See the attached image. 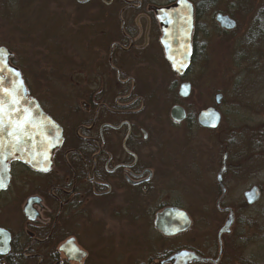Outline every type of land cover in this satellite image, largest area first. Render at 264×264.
<instances>
[{
  "label": "flooded vegetation",
  "instance_id": "af4514ba",
  "mask_svg": "<svg viewBox=\"0 0 264 264\" xmlns=\"http://www.w3.org/2000/svg\"><path fill=\"white\" fill-rule=\"evenodd\" d=\"M33 1L40 28L57 34V55L66 57V47L82 65L46 106L32 95L13 53L9 58L23 85L20 108L33 110L29 104L36 102L55 126L44 131L37 124L30 133L25 125L22 146L0 153V264H264V220L256 236L237 230L229 198L236 173L264 171V153H242L240 163L228 145L219 156H205L197 136L215 138L223 121L226 102L214 74L204 104L199 91L201 62L217 48L225 44L238 72L257 73L242 92L264 90V0H253L256 7L248 0L243 10L238 0V13L257 14L252 46L245 43L250 33L234 36L239 21L216 11L218 0ZM218 15L235 27H221ZM212 37L215 48H208ZM244 58L251 62L241 69ZM172 60L188 66L175 70ZM0 97L5 100L4 92ZM176 107L185 112L182 122L172 118ZM209 108L222 116L216 130L198 124ZM28 136L36 141L26 145ZM243 140L247 151L263 150L264 128H249ZM254 187L261 198L253 205L244 198V211L262 199V187L246 192ZM253 241L258 245L251 250Z\"/></svg>",
  "mask_w": 264,
  "mask_h": 264
},
{
  "label": "rangeland",
  "instance_id": "374dc122",
  "mask_svg": "<svg viewBox=\"0 0 264 264\" xmlns=\"http://www.w3.org/2000/svg\"><path fill=\"white\" fill-rule=\"evenodd\" d=\"M256 1L251 0L249 4L256 7ZM34 2L33 0H0V47L10 48L13 53V63L22 70L32 95L46 106H49L51 102L50 96L53 90L59 86L72 85L71 83L74 80L70 82L67 79L72 77L74 66L77 70V66L80 67L82 61H73L69 57L71 51L66 49V47H64L63 51L66 57L57 55L59 52L54 45L55 41L53 39V35L55 36L57 34L54 30L40 28V25L36 21V16L33 13ZM246 2L249 1L240 0L242 10ZM237 6H239L238 0H218L215 10L232 12L239 21V28L234 36L244 38L245 34L250 33L248 34L249 39L248 41L245 39V43L248 42L249 46L255 45L258 41L257 14L249 16L251 18L246 17L247 15L244 13L240 14L237 12ZM210 13L213 16L214 12L212 10ZM211 18L208 17L207 21L210 22ZM214 40L212 37L208 48L211 45L215 48L213 46ZM220 43L219 41L218 45ZM223 45L221 48H217L218 53L216 55H208V59L201 62V83L199 91L203 96L202 104H204V98L208 99L214 92L211 83V78L214 76L216 78L214 82L217 92L224 94V100L226 102L221 110L223 115L222 125L218 134L215 135V138L210 137L208 133L198 132L197 136L201 141V147L199 149L205 156H219L228 145H230L229 148L241 147L244 136L249 128L252 131L257 130V128H264V90L257 91L256 88H253V91L246 90L242 92L240 88L243 87L242 85H245L243 83L248 84L251 79L254 82L257 73L254 72V74H251L249 71H244V73L238 72L237 68H234L238 62H230L229 54L227 53L228 48L225 44ZM251 50L247 54L250 57H254V53H251ZM244 62H246V66L251 61L248 62L246 58L242 59L240 61L241 69ZM213 74L214 76H212ZM261 85H264V83ZM256 86L260 87V84ZM227 134L229 135L226 136ZM228 152L232 153L231 150H228ZM186 153L194 152L191 149L186 150ZM239 161L240 163L242 162L241 157H239ZM253 185L264 189V171L261 173H246L245 175L241 172L236 173L234 181L229 187V198L231 199L232 205L238 211L237 230H245L251 236H256L264 220L262 216V214L264 215V190L261 201L255 207L248 211H244L242 207L244 193ZM139 230L141 232L147 230L146 233L152 235V232L145 228V226ZM154 237L157 238L156 234ZM139 241H146V238H140ZM157 241L156 243L158 244ZM257 245L258 242L253 241L252 248L250 249H255ZM159 246L155 249H162ZM156 252L153 250V254H151L156 256L158 254ZM149 256L146 255V260Z\"/></svg>",
  "mask_w": 264,
  "mask_h": 264
},
{
  "label": "water",
  "instance_id": "95a60500",
  "mask_svg": "<svg viewBox=\"0 0 264 264\" xmlns=\"http://www.w3.org/2000/svg\"><path fill=\"white\" fill-rule=\"evenodd\" d=\"M216 20L221 25V27L225 29L230 30L235 27V22L229 19L228 17L218 15ZM11 55H12V52L8 48L0 47V81L4 82V87L0 88V93L4 92L5 94V106H4L5 118L4 120H5V125H6L5 129L2 132H0V145H2V148H0V153H4V152L12 153L13 150L15 149V145H17L18 147L22 146V144H20V141L22 139L23 134H21L20 141L18 143L14 141L11 136L8 135V131L10 130L15 131V129H13L12 127V124L17 121H22V120H25L26 118H30L31 123L26 124L27 127H29L28 131L30 133L34 131V128L35 126H37V124L43 127L46 126L45 128H43L44 131L50 125L52 127L55 126V124H53L51 120H49L42 113V111L40 110L36 102H33V103L31 102L29 104L30 106L35 105V107H33V110L31 107L22 110L19 104L12 105L10 103V98L7 95V93H15L17 95L18 92H21L22 95H24V90H23V85H22L20 74L18 70L11 67L8 62ZM171 62L175 70L176 69L179 70L180 68H186L188 66V60H185V62H181L179 60L177 61L172 60ZM3 74H5L6 76L5 80L2 79ZM221 98H222V95H218L216 97L217 106H220ZM172 118L177 122H182L185 119V112L181 108L176 107L172 111ZM221 119H222V116L218 109L209 108V109H205L201 111L198 117V124L204 129L216 130L221 123ZM32 141H36V137L33 136V139L31 140V136H28L25 141V144L26 145L32 144L31 143ZM8 145H13L14 147L11 148ZM225 171H226V163H224V166L220 171L219 181H221L222 175L225 173ZM1 182H2V172L0 169V183ZM244 198L247 204L253 205L260 200L261 191L257 187H254L253 189H251L250 191L244 194ZM233 223H234V215L232 214L231 217L228 219L226 226L223 228V230L225 231L230 230L231 227L233 226Z\"/></svg>",
  "mask_w": 264,
  "mask_h": 264
},
{
  "label": "snow or ice",
  "instance_id": "6c2138e0",
  "mask_svg": "<svg viewBox=\"0 0 264 264\" xmlns=\"http://www.w3.org/2000/svg\"><path fill=\"white\" fill-rule=\"evenodd\" d=\"M4 87V82L0 81V88ZM7 95L10 98V103L12 105H17L19 103V99L15 93H7ZM5 100L3 97H0V132H2L6 125L4 124V118H5V110H4ZM31 120L30 118H26L22 121H17L12 124L13 129L15 131H8V135L13 138L14 141L17 143L20 141V136L26 131L25 125L30 124ZM0 148H2V145H0ZM47 170V169H45Z\"/></svg>",
  "mask_w": 264,
  "mask_h": 264
},
{
  "label": "trees",
  "instance_id": "16d2710c",
  "mask_svg": "<svg viewBox=\"0 0 264 264\" xmlns=\"http://www.w3.org/2000/svg\"><path fill=\"white\" fill-rule=\"evenodd\" d=\"M29 13V12H28ZM56 48H58L59 45H55ZM8 49H10L9 47H7ZM229 150L232 151V153H237V156L241 157L242 153H264V149H258L257 151L255 149H251L249 151L246 150V148H244V145L242 144L241 147H233L230 148Z\"/></svg>",
  "mask_w": 264,
  "mask_h": 264
}]
</instances>
